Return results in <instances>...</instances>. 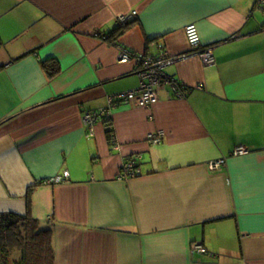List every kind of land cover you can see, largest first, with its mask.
Instances as JSON below:
<instances>
[{
  "label": "crops",
  "instance_id": "1",
  "mask_svg": "<svg viewBox=\"0 0 264 264\" xmlns=\"http://www.w3.org/2000/svg\"><path fill=\"white\" fill-rule=\"evenodd\" d=\"M129 17L117 39L99 37ZM190 24L214 64L186 56L165 68L184 97L161 84L151 107L118 100L139 88L136 55L189 52ZM124 50L133 57L120 63ZM48 60L59 68L52 78ZM111 98L110 145L104 123L89 136L83 118ZM158 132L161 143H149ZM136 155L139 175L119 180ZM65 171V182L49 183ZM8 213L52 226L54 264H264V15L255 1L0 0ZM194 243L207 254L192 253Z\"/></svg>",
  "mask_w": 264,
  "mask_h": 264
},
{
  "label": "built area",
  "instance_id": "2",
  "mask_svg": "<svg viewBox=\"0 0 264 264\" xmlns=\"http://www.w3.org/2000/svg\"><path fill=\"white\" fill-rule=\"evenodd\" d=\"M255 4L261 9L264 15V0H254ZM135 13L131 17H134ZM129 18H121L119 22H126ZM185 38L189 47L187 54L179 56H167L166 54H160L157 57H144L142 55H136L137 60V75L140 79L139 88L136 91H129L126 93L119 94L117 99L123 102H132L135 106L140 108H148L158 102L157 89L161 84H167L171 88L173 96L176 98H183L185 95V89L182 85L173 78H169L164 70L166 67L172 65L175 61L185 58L186 56H196L200 61L206 65L211 66L214 64V57L211 47H202L199 34L195 25H187L184 28ZM133 55L128 51H123L119 57L120 63H127ZM116 107V103L113 98L109 100L108 107L104 110H100L94 113H87L83 118V123L87 127L88 135H92L93 126L97 122H106L110 120L111 110ZM162 133L158 132L151 134L147 137L149 143L157 145L161 143ZM246 152L245 148H239L233 152V155H239ZM140 156L128 158L121 166L118 174V179L121 181L129 180L137 177L138 167L137 163L140 160ZM223 161H218L210 165V169L213 170ZM68 172H63L62 175L56 176L49 181V183L59 184L63 183L68 179ZM192 253L207 254L206 249L202 246L194 243L191 245Z\"/></svg>",
  "mask_w": 264,
  "mask_h": 264
},
{
  "label": "trees",
  "instance_id": "3",
  "mask_svg": "<svg viewBox=\"0 0 264 264\" xmlns=\"http://www.w3.org/2000/svg\"><path fill=\"white\" fill-rule=\"evenodd\" d=\"M133 21L129 19L126 22H118L112 32L99 37L115 40L133 24ZM43 67L51 78L59 73V68L53 60L45 61ZM104 125L107 141L111 145L114 141L111 121L104 122ZM52 235V226L40 224L28 213L23 216L13 213L0 214V264H54ZM16 253L18 256L15 259Z\"/></svg>",
  "mask_w": 264,
  "mask_h": 264
},
{
  "label": "rangeland",
  "instance_id": "4",
  "mask_svg": "<svg viewBox=\"0 0 264 264\" xmlns=\"http://www.w3.org/2000/svg\"><path fill=\"white\" fill-rule=\"evenodd\" d=\"M17 256H18V254L16 253V254H15V256H14V258L16 259V258H17Z\"/></svg>",
  "mask_w": 264,
  "mask_h": 264
}]
</instances>
